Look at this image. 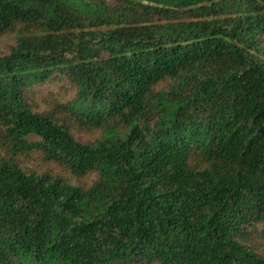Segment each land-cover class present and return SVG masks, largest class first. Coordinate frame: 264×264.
Listing matches in <instances>:
<instances>
[{"label":"trees","instance_id":"trees-1","mask_svg":"<svg viewBox=\"0 0 264 264\" xmlns=\"http://www.w3.org/2000/svg\"><path fill=\"white\" fill-rule=\"evenodd\" d=\"M1 33L0 264H264V0H0Z\"/></svg>","mask_w":264,"mask_h":264},{"label":"rangeland","instance_id":"rangeland-1","mask_svg":"<svg viewBox=\"0 0 264 264\" xmlns=\"http://www.w3.org/2000/svg\"><path fill=\"white\" fill-rule=\"evenodd\" d=\"M15 42L14 33H1L0 34V54L8 53L9 47L13 45ZM40 90L43 92L41 95L43 96H53L56 100L62 101V99H66L70 96L69 88L66 87V84L59 85L46 82L41 87ZM52 93L53 95H48ZM75 137L79 141H87L92 140L98 136L97 132H85L80 131L78 129L74 130ZM26 168H33L41 171L43 167H45L39 156L35 153L34 158L30 160H26L25 162ZM88 181V177L86 178ZM72 182H75L73 179ZM248 243L253 247L258 253L264 256V235H260L259 233H254L248 240Z\"/></svg>","mask_w":264,"mask_h":264}]
</instances>
